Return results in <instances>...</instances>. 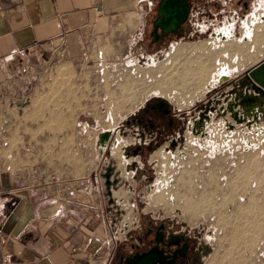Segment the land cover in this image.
<instances>
[{"label":"rangeland","instance_id":"rangeland-1","mask_svg":"<svg viewBox=\"0 0 264 264\" xmlns=\"http://www.w3.org/2000/svg\"><path fill=\"white\" fill-rule=\"evenodd\" d=\"M158 1L154 3V0H142L145 17L141 26L135 34L125 37L118 47H90L74 59L68 58L66 54L62 57V62L67 63L63 65L58 57V68L47 71L46 81L41 85L32 82L25 92L24 100L15 104L14 116L0 117V124L14 126V132L3 139L5 142L9 141L11 146L4 154L7 155L14 148L20 157L31 160L36 165L34 167H39L40 163L42 172L47 176H58L66 191L71 178L86 177L87 180L89 173L97 167L100 159L97 153L100 132L118 127L147 101L159 98L166 99L171 106L187 111L190 125L198 113L197 102L195 105L190 103L203 100L207 85L211 84L213 88L209 92L219 90L220 96V89L226 90L231 79L247 69V65L264 57V53H259L258 59L242 64L237 62L236 55L220 53L202 81L201 91L195 92H200V96L195 98L193 95L192 100L191 97L188 99L191 92L186 89L176 91L175 86H172L165 93L158 90L155 86L164 76L163 72L172 66L171 58L176 46H199L201 43L210 52H215L225 42L223 40H230L244 46L246 51L251 50L254 28L264 24L260 19L264 15V0H250L248 10L242 12V16L239 14L236 21H227V17L236 12L230 8L222 24L213 22L211 31L222 32L228 39L219 36L215 39L196 37L193 41L178 39L168 41L160 47L151 45L150 36ZM199 12L192 9L191 28L200 27L198 33H205L211 22ZM232 23L234 32H231L232 36L229 38V26ZM247 32L249 37L243 41L242 36H247ZM200 36L202 35H198ZM179 57L182 59L186 55ZM219 63L227 65L233 72L215 83ZM173 65L176 66L175 63ZM122 85H125L124 90ZM117 97L119 100L115 101L113 98ZM217 103H220V99ZM7 107L10 108L9 105ZM109 108L113 109L112 114ZM189 108L191 109L188 110ZM18 109L22 112L19 113ZM263 113L253 116V112H250L244 122H235L230 116L233 129L228 130L230 127L226 126V119L213 112L203 118L199 131L186 127L183 138L178 140L174 149H169L165 143L159 152L150 156L153 166L152 186L143 187L140 194L141 201L145 203L144 212L173 219L190 230L203 233L212 247L203 264H264ZM114 138L123 140L119 134ZM165 154L172 157L169 165L173 169L168 173L169 180L166 181L160 179ZM117 159L121 166L120 158ZM188 160H193L194 163H187ZM188 170L189 172H185ZM161 189L168 190L171 195L165 196L164 201L155 203L153 195ZM94 190L90 183H80V195L77 198L79 206L86 204L87 199L90 205L96 206L95 214L103 221L105 241L111 246L112 242L121 237L124 223L133 221L137 213L126 212L115 216V213L108 212L103 206L100 211L102 204L99 198L90 195ZM191 190L199 194L194 195ZM188 197L196 201V205L191 208L186 205Z\"/></svg>","mask_w":264,"mask_h":264},{"label":"crops","instance_id":"crops-1","mask_svg":"<svg viewBox=\"0 0 264 264\" xmlns=\"http://www.w3.org/2000/svg\"><path fill=\"white\" fill-rule=\"evenodd\" d=\"M144 17L142 0H0V117L14 116L31 83L41 85L47 71L58 68V57L61 63L66 54L74 59L90 47H118ZM210 89L207 85L203 100L190 104L210 100L214 113L231 125L226 105L232 99L226 90L218 96L219 90ZM263 106L255 103L253 116ZM233 110L243 115L241 106ZM11 132L13 125L0 124V264H105L103 221L88 199L82 206L77 199L86 177L71 178L65 191L63 181L47 176L40 163L34 167L14 148L4 154L11 146L3 139Z\"/></svg>","mask_w":264,"mask_h":264},{"label":"flooded vegetation","instance_id":"flooded-vegetation-1","mask_svg":"<svg viewBox=\"0 0 264 264\" xmlns=\"http://www.w3.org/2000/svg\"><path fill=\"white\" fill-rule=\"evenodd\" d=\"M186 1L189 8L186 21L176 31L163 35L151 45L160 47L171 40L193 41L196 37L215 39L219 36L225 39L226 36L222 32L211 31L213 22L222 24L230 8L236 12L227 17V21H236L239 14L242 16V12L248 10L250 3V0ZM157 9L158 4L152 23L157 16ZM192 9L199 10V14L211 22L205 33H198L200 27L191 28ZM260 19L264 21V15L260 16ZM233 25L234 23L229 26V38L232 36L231 32H234ZM157 34L162 35L160 30ZM248 105L249 102L245 106L246 109H249ZM196 108L197 118L189 125L187 111L171 106L164 98L149 100L125 118L117 129L100 132L97 140V153L100 159L87 179V183L95 189L90 195L99 198L102 204L101 208L99 207L100 211L103 206L108 212L115 213V216L126 212L137 213L133 221L124 223L121 237L109 246L105 264H203L211 253L212 247L203 233L190 230L173 219L145 213V203L140 199L142 188L152 186L153 166L150 156L165 143L169 149H174L178 140L183 138L186 127H191L195 132L199 131L203 118L215 111L210 100L197 104ZM228 126H230L228 130L233 129L232 125ZM104 133H108L107 137L101 141V135ZM116 134L123 140H116L114 138ZM117 158H120L121 166ZM147 255L149 258L143 261ZM140 259L139 263L135 261Z\"/></svg>","mask_w":264,"mask_h":264},{"label":"bare ground","instance_id":"bare-ground-1","mask_svg":"<svg viewBox=\"0 0 264 264\" xmlns=\"http://www.w3.org/2000/svg\"><path fill=\"white\" fill-rule=\"evenodd\" d=\"M263 25L262 26L261 25L255 26V28H254L255 29V32H254L253 37H252L253 38L252 39L253 41L251 42L254 47L253 46H252V48L250 47L251 50H248L247 49V51L245 50V48L243 49L244 46L241 47L238 43L234 42L233 40H232L233 42H230V40L229 41L228 40H223L225 42L222 43L223 45L220 44L221 45L220 48H218V49L215 48V50L217 49V51H215V52H210L207 49V46H204V44H201V43H200L199 46H197V45H195V46L194 45L193 46H187V45L186 46H176L175 49H174L175 52H173V55L174 56L172 57V55H171V57H172L171 58L172 59V66L171 67H168L169 69H167L166 71L163 72L164 73V76L162 77V79L160 78L158 80V82L155 81V82H157L155 88H158V90L161 89V91L165 93L168 90L169 87L175 86L176 91L177 90L186 89L187 92H191L190 94L192 96L195 95V98H196V96L199 95L200 92H198L199 94L198 93H195V92H197L198 90L201 91V85H203L202 84V81L204 80V78H206L205 76H207V73H208L209 68L211 67L213 61H215L217 55L219 56L220 53H222V54L225 53V54H228V55H236L235 57L237 59V62L240 61L242 64H247V63H249V61L250 62H253L255 59H258L257 57H258V54L259 53H264V27H263ZM249 32H250V29H249ZM249 32H247V34H246L247 36L244 37L245 39H246V37H249ZM225 39H228L227 36L225 37ZM245 46H247V45H245ZM192 53L195 54V55L194 56H191ZM180 55H182V56H185L186 55V57H184V58L181 59L179 57ZM240 57H242V58H240ZM179 58L181 60H179ZM178 61H180V63ZM176 62L179 63V64H177ZM225 62H227V61H225ZM174 63L176 64V66L173 65ZM219 66L220 67H218V72L216 73L217 76L215 77V83L218 82V81H220V80H222V79L224 80V78H226L228 75H230L231 72H233L231 70V68L230 67H227V65L225 66V64L220 65V63H219ZM128 85H130V84L128 83ZM209 85H211V84H209ZM122 88L124 90L125 89V85H122ZM180 94L182 95V92L181 91H180ZM191 95L188 96V99H189V97H191V100H192L194 98V96L192 97ZM113 99H115V101H118L119 100L118 97L117 98H113ZM183 99H185V98H183ZM191 100H189V101H191ZM183 105H184V103H183ZM121 107H122V105H121ZM110 108H109V112L112 114L113 109H110ZM116 108H119V107L116 106ZM75 152H76V150H75ZM160 159H162V158H160ZM169 159L172 160V157L169 156L168 154L167 155L165 154L163 156V164H162L161 177H160L161 180H165V181L167 179L169 180L168 173H170L171 171H173V169H171V167L169 165ZM192 161L193 160H188L186 162L187 163H192ZM170 163H172V162H170ZM193 163H194V161H193ZM185 172H189V170L188 171H185ZM180 180H182V179H180ZM183 182H184V180H183ZM163 183H164V181H163ZM163 189H165V188H163ZM163 189H161L158 193L155 192L156 194L153 195V199H154V202L155 203L156 202H160V201H164L165 196H170L171 195L170 192H168V190H163ZM190 192L193 193L194 191L191 190ZM193 194L195 195V194H199V193L195 192ZM118 195H120V193ZM204 195H205V193H204ZM175 197H177V196H175ZM194 199L195 200H198L196 198H194ZM200 200H203L204 201V199H200ZM186 205H187L188 208H191L194 205H196V201H193L190 197H188L186 199Z\"/></svg>","mask_w":264,"mask_h":264},{"label":"water","instance_id":"water-1","mask_svg":"<svg viewBox=\"0 0 264 264\" xmlns=\"http://www.w3.org/2000/svg\"><path fill=\"white\" fill-rule=\"evenodd\" d=\"M188 12L189 8L186 0H159L157 16L152 23V31L150 33L152 37L151 43L156 42L158 38L163 37V35L169 32L176 31L186 21ZM158 30L161 31V36H158ZM235 89H238V91L233 92ZM226 93L232 99L227 102L226 111L235 122L246 121L255 103H258L260 106L264 104V60L230 82ZM247 102H249V109L245 107ZM237 106L243 108V115H239V113L233 110V107ZM256 111L263 113L260 107ZM107 134H102L100 140L103 141L107 137ZM148 256H145L143 261L148 259ZM135 261L139 263L141 259Z\"/></svg>","mask_w":264,"mask_h":264}]
</instances>
